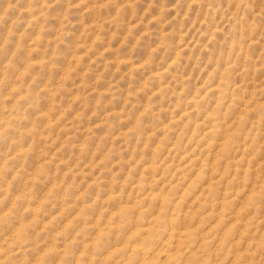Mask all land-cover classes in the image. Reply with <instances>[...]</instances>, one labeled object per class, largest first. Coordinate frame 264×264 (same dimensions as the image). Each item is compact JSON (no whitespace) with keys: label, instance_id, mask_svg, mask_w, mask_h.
I'll use <instances>...</instances> for the list:
<instances>
[{"label":"rangeland","instance_id":"1","mask_svg":"<svg viewBox=\"0 0 264 264\" xmlns=\"http://www.w3.org/2000/svg\"><path fill=\"white\" fill-rule=\"evenodd\" d=\"M0 264H264V0H0Z\"/></svg>","mask_w":264,"mask_h":264}]
</instances>
